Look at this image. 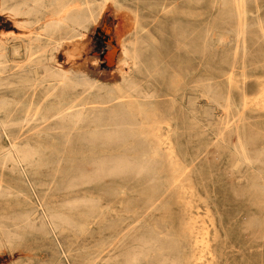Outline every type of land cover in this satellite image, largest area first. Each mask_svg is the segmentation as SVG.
<instances>
[{
  "label": "rangeland",
  "instance_id": "obj_1",
  "mask_svg": "<svg viewBox=\"0 0 264 264\" xmlns=\"http://www.w3.org/2000/svg\"><path fill=\"white\" fill-rule=\"evenodd\" d=\"M204 5L205 30L201 32L207 37L202 38L206 41L202 54L192 32L194 26L190 36L185 37L180 30L183 24L160 14L151 19L142 4L138 6L155 42L141 45L138 70L119 62V46L122 42L129 43L131 37L126 35L118 41L115 31L119 20L110 10H104L99 24L85 42L66 41L54 52L56 68L75 77H86L104 88L92 91L89 96L82 94L81 88L77 89L76 94L83 102L76 110L84 108L83 122L65 130L46 126L38 134L20 137L21 142L36 150L29 164L4 162L3 150H0L3 192L0 222L15 221L16 226H10L9 230L21 233L12 247H0V264H148L143 258L132 262L131 257L146 252L143 241L151 234L158 233L165 240L174 236L183 202L172 186L177 174L168 166L165 144L153 140L144 114H153L161 122H175L181 133L189 126L190 113L197 117L196 121H202V133L173 136L170 144L176 151V160L187 165L188 185L202 196L207 195L211 205L202 206V201L190 203L194 232L200 233V222L206 213H213L219 229L220 210L224 226L220 228V240L225 244L224 254H229L218 260V264H264V236L259 235L257 224L252 231L246 229L255 208L248 211L246 205H237L239 200L233 196L235 189L228 179L232 176L231 148L236 143V134L226 136L225 144L219 143L217 137L222 127L219 121L226 117L219 104L229 96L232 110L228 118L233 121L238 118L236 107L240 106L242 92L251 99L259 92L260 82H264V38L260 33L264 29V0H243L246 29L243 45L236 38L239 20L234 0H205ZM28 20L26 16L3 12L0 5V40L6 43V50L22 39L27 40L44 22L42 19L39 25H30ZM218 34L219 37L227 35V42L218 44L215 37ZM112 48H115L113 55L106 57L113 52ZM21 56L15 59L18 63L26 61L25 55ZM7 59L14 58L8 54ZM191 68L193 71L185 76L184 72ZM29 69L26 67L25 71ZM196 70L203 74L204 84L208 85L205 88L195 87ZM37 71L41 74L42 69L38 66ZM229 76L233 83L230 90ZM122 77L137 85V93L128 92ZM171 80L174 83L170 84ZM116 85L122 96L130 97L93 109L92 97L99 99L114 93ZM13 93L34 111H43L49 105L44 87L0 89V94L11 96ZM110 115H122L126 123L124 133L116 140H109L104 134L93 140L96 118L105 121ZM244 115L246 129L255 137L253 149L262 151L264 116L253 107ZM111 129L110 124L102 126L101 131ZM162 141L168 142L165 137ZM9 142L0 137V149L4 145L7 148ZM119 162L126 166L142 165L144 173L130 170L107 176V171L99 170L101 166L108 169ZM239 168L241 172L232 171L233 176H247L246 167ZM43 209L56 211L59 218L49 220ZM253 218L255 223L257 217ZM26 222L28 227L22 228ZM54 224L59 225V231L54 230ZM155 261L149 258L148 262Z\"/></svg>",
  "mask_w": 264,
  "mask_h": 264
},
{
  "label": "bare ground",
  "instance_id": "obj_2",
  "mask_svg": "<svg viewBox=\"0 0 264 264\" xmlns=\"http://www.w3.org/2000/svg\"><path fill=\"white\" fill-rule=\"evenodd\" d=\"M138 4H142L147 9L150 14L149 18L151 19L160 14L162 16H169L173 22L177 21L183 24L180 30L185 37L190 36L191 27L194 26L192 32L197 38L198 50L199 53H203L206 41L202 40V38L204 37L205 39L207 37L204 32L203 34L201 32L205 30L203 28L205 21V0H1L0 5L3 12H9L14 16H26L29 18L27 22L30 25H39L42 19H44V22L37 28L38 31L33 33L27 40H20L19 43L12 45L9 50H6L4 40H0V89L15 90L17 88L44 87L47 101H49V105L42 109L43 111H34L31 105L23 104L19 101L14 95L15 92L11 96L0 94V137L10 141L7 148H4V145L0 149L3 150L4 162H11L15 165H26L36 155V150L31 148L29 144L19 140L21 136L25 134H38L46 126L65 130L67 127L85 120L86 117L82 111L84 108L76 110L80 102H83L81 98L79 100V94H76L77 89L81 88L82 94L86 93L85 96H89L92 91L104 88V86H99L95 81L89 80L86 77H75L72 73L68 74L59 70L56 68V64H54L56 60L53 59V54L66 41L83 40L85 42L94 26L99 24V19L101 20L100 17L104 10H110L113 13L112 16L119 20V26L115 31L116 35H118V41L123 40L126 35H130L131 37L129 43L124 44L122 42L119 46L120 52L118 55L121 56L119 62L122 63V66L128 65L134 70L139 69L138 60L141 45H144L146 42L154 44L155 40L148 27V22L145 21V17L141 14ZM130 5H135L136 8L133 9ZM234 5L237 13L236 17L239 20L236 38L243 45L246 34L243 22V0H234ZM260 33L264 38V29H261ZM215 37L218 44L219 42H227V35L219 37L218 34ZM80 48L82 47L80 46ZM112 51L106 57L111 54L113 55L115 48H112ZM8 54L14 59L8 60ZM22 54L25 55L26 61L18 63L15 59L21 58ZM38 66L42 69L41 74L37 71ZM119 66L121 68V64ZM187 66L191 67L190 64ZM26 67L30 69L25 71ZM13 69L15 70L13 71ZM192 71V68L187 69L184 72L185 76L189 75ZM196 73L194 78L197 84H195V87L202 89L208 86L204 84L201 71L198 72L196 70ZM244 80L243 78L242 84H244ZM121 81L125 83L129 93H137V85L130 82L128 77H122ZM169 83L172 84L174 81ZM189 83L191 82L189 81ZM227 83L230 90L233 84L230 76L227 78ZM113 87L115 88L114 93H107L99 99L92 97L90 104L93 109H102L106 104L114 100H118L119 98L128 99L130 97L122 96L118 85ZM171 93L173 92L171 91ZM190 105L188 107L192 108L193 106L191 107ZM219 107L225 111L226 115L223 118L224 120L219 121V124L222 125L219 128V135L217 136L219 143L225 144L226 136L230 133L236 134L237 137L236 143L231 148L234 156L232 169L230 170L232 176V171L241 172L239 167L242 165L246 167L245 172L247 173L245 177H228L232 184L231 186H233L232 188L235 189L233 196L239 200L237 205H246L248 211H251V207L252 209L255 208V212L251 214L252 216H250L246 223V229L252 231L257 224L259 235L264 236V148L259 152L254 151L253 142L255 137L249 134V130L247 131L246 117L244 115L246 110L253 107L254 111L264 116V82H260L259 92L251 99L242 92L240 106L236 107L237 119L230 121L228 118L232 110L229 96L224 99L223 104H219ZM190 114L188 117L189 126H186L185 130L181 133L177 131L178 127L175 122H161L153 114H144L153 140L160 143V145L165 144L168 166L172 168L174 175L177 174L173 178L174 185L172 186L180 196L179 199L182 200L183 204L182 213L176 218L177 225L174 236L165 240L160 239L158 233L149 235L143 241V244L147 247L146 252H139L133 255L131 257L132 262H137L143 258L149 264L150 258L154 259V261L157 259L153 264H218V260L220 262L222 258L226 257L225 255L228 256L229 254V252L224 254L225 244L220 240L222 238L220 228L223 229L224 227L220 210L219 229L217 219L213 213L211 215L206 213V216H203L202 223L200 222L201 228L199 227V234L194 232L195 228L190 218L192 210L190 207L191 202L197 203L198 201H202V206L211 207L207 195L202 196L195 188L188 185L190 180L186 174L188 173L187 165L176 160V151L172 144H170V139L173 136L202 133V121H196L197 117L192 116V113ZM96 121L94 131L91 134L93 140L100 138L103 134L109 140H116L124 133L123 131L126 128L122 115H110L108 118H105V121L102 118H96ZM229 122H233V124H229ZM110 124L113 126V129L106 130L103 133L101 131L102 126L108 127ZM162 137H165V140L168 142H163ZM104 167H99V170L102 172L107 171V176L122 174L130 170H134L138 174L144 173V168L139 164L126 166L122 162H119L108 169ZM241 183H244V185H241ZM2 194L3 192L0 187V195ZM197 198L200 200H197ZM73 204L75 205V202ZM151 205L154 208V202ZM217 211L215 209L216 213ZM44 213L51 221L59 218L56 211L45 209ZM253 216L257 217L255 223L252 222L255 218L251 220ZM10 226H16L15 221L7 219L0 222V247H12L14 241L18 240L21 235V233L15 231L11 232L9 230ZM23 227H28L27 222L23 224ZM54 230L59 231V225L54 224Z\"/></svg>",
  "mask_w": 264,
  "mask_h": 264
}]
</instances>
